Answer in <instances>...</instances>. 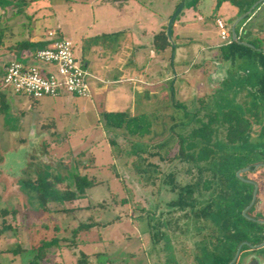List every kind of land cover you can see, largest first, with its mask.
<instances>
[{
    "label": "rangeland",
    "instance_id": "rangeland-1",
    "mask_svg": "<svg viewBox=\"0 0 264 264\" xmlns=\"http://www.w3.org/2000/svg\"><path fill=\"white\" fill-rule=\"evenodd\" d=\"M181 1L11 0L5 8H0V28L3 32L0 44V93L4 94L3 98L0 97V209H17L16 214L10 213L3 218L14 228L0 234V264H29L39 253L40 242L53 237L60 239L59 245L51 247L47 257L34 264H76L80 251L91 256L90 264H146L144 252L154 251L148 232V217L156 214L157 207H168L167 202L175 197V192L164 182V176L174 172L176 181L182 185L188 183L191 176L197 178V171L191 164L176 158L171 161L160 160L157 156L147 157L141 153L155 167L140 172L134 167L140 160L135 155L133 143H142L143 148L149 151H155V145L164 143L156 150L166 157H171L177 151L176 138L170 134L169 126L173 123L171 116L176 121L182 118V110L172 103L170 83L146 87L158 89L159 92L151 94L150 99L141 98L140 108L134 112L155 113L159 119L154 123L151 134L135 138L124 131L107 128L101 118L103 108L94 98L91 99L93 96L82 97L62 90L59 96L45 95L35 99L2 87V63L14 53L7 49L14 42L35 37V34L47 35L49 30L57 37L70 39L75 47L83 34L93 33L94 30L122 29L123 36L131 41L135 31H140L142 25H148L147 13L153 10L162 16L164 14L166 21L168 12L171 10L172 14ZM191 1L186 0L184 7ZM219 1L197 0L193 5L198 8L203 20L197 21L201 34L195 32L192 35L194 42L189 45L186 56L197 60V64L204 55L198 57V52L190 50L200 44L198 38L210 44L219 39L218 29L213 22L216 11H221ZM244 1L228 0L232 5L242 4L248 10L254 4ZM260 15H264L261 6L253 10L250 18L257 19ZM223 17L230 29L235 20L228 15ZM244 21L247 22V17L236 25V33L247 39L240 33V23ZM258 33L264 36V21ZM98 41L104 44L97 46L104 47L108 52L122 51L117 42L110 45L111 37H99ZM74 55L78 61L81 60L77 51H74ZM35 63L42 64L38 60ZM173 68L182 73L172 80L176 87L175 99L188 108L192 109V100L201 96L197 101L199 108L244 109L243 101L248 99L240 88L234 99L227 93L218 92L211 95L213 99H207L202 95L210 93L211 89L200 66H189L187 69L175 63ZM167 70L171 71L172 67L168 65ZM211 72L207 68V76ZM212 84L219 90L226 87L217 76ZM105 86L115 87L118 92L114 94L112 91L110 95L106 93L110 99L113 98L112 108H127V112H133L129 104L137 99L130 90L131 84L122 80L118 84ZM125 91L128 96H124ZM3 101L6 108L2 106ZM164 105L167 106L165 109ZM258 124H261L259 130ZM247 137L245 142L248 150L249 146H264V121L253 122L252 131ZM111 139L117 144L111 145ZM144 165L145 162L143 168ZM75 175H86L94 179L96 184L72 202H52L43 207L34 193L23 186L25 180L48 179L53 182V189H61L66 185L73 188ZM55 178L60 181H54ZM205 196L204 191L201 198ZM61 208L72 209L57 211ZM81 222H95V225L89 230L73 234ZM177 237L180 240L185 236L177 234ZM70 240L76 244L69 246ZM176 244V250L179 251L185 241ZM18 245L21 251L14 252Z\"/></svg>",
    "mask_w": 264,
    "mask_h": 264
},
{
    "label": "trees",
    "instance_id": "trees-1",
    "mask_svg": "<svg viewBox=\"0 0 264 264\" xmlns=\"http://www.w3.org/2000/svg\"><path fill=\"white\" fill-rule=\"evenodd\" d=\"M197 0L191 1L194 5ZM222 0L218 3L220 4ZM8 5L7 1L0 0V6L5 8ZM245 7L244 10H247ZM243 10V11H244ZM242 11V12H243ZM2 28H0V44L2 42ZM43 36V34H42ZM243 40V38L241 39ZM255 48L262 47L264 38L255 37L248 40ZM50 40L47 39H21L14 42L7 49L14 53H21L22 51H34L36 49L44 48L49 44ZM173 48V42H170L166 35V25L153 35L152 48L155 52H162L167 48ZM219 57L221 60L235 59L236 57H249L254 56L259 64L264 69V52L261 50H254L252 47L241 44L237 41H230L227 44H222L219 48ZM257 91L259 99L264 103V72L257 82ZM173 94V93H172ZM171 94V95H172ZM174 95V94H173ZM172 95V98H173ZM4 94L0 93L3 98ZM197 101H192L191 106L188 108L183 102L173 99V105L181 109L182 118L176 119L171 116L173 123L169 126L170 134L176 138L177 151L174 155L164 156L158 150L164 143L155 145V151L145 150L143 144L136 142L133 143L135 155L139 158V163L134 167L137 171H144L150 167H155L147 160L149 156H157L160 160L179 159L187 162L194 167L198 173L197 178L193 184H180L176 181L175 173L170 172L164 176V182L170 186V189L176 193V197L167 202L168 207H188L195 206L201 202L202 191L211 190V193L222 192L224 197H233L227 206L244 207L251 198V186L247 189V184L240 180L236 172L256 161L250 152H244L240 149L243 143L247 140L248 134L252 131L253 122L262 123L264 121V109L259 105H254L253 102L243 101L244 109L227 107L226 109L212 110L209 107L199 108ZM4 108L7 107L5 101L2 102ZM169 106V105H168ZM164 109L167 107L163 106ZM3 108V107H2ZM162 107H159L161 109ZM157 110V108H155ZM163 110V109H162ZM104 125L113 130H120L126 132L129 136L135 138H143L153 131V125L159 119V115L155 113H140L138 115H131L126 111H104L101 114ZM111 145H116L114 139L110 140ZM140 144V145H139ZM139 146V147H138ZM141 153H145L147 157H142ZM145 162L144 168L142 167ZM211 173L209 177L204 174ZM56 182L60 179L55 178ZM96 184L94 179L88 178L86 175H75L74 187L66 185L61 189H53V182L48 179L25 180L23 186L28 191L33 192L36 200L43 206L47 207L52 202H72L75 199L81 198L87 188ZM246 189L247 194H242L241 189ZM249 187V185H248ZM241 191V192H240ZM198 193L197 197L196 194ZM193 194L195 197H193ZM193 197V198H192ZM191 199L193 202L191 203ZM124 202H127L124 199ZM209 207H213L211 204ZM72 209V208H70ZM74 209V208H73ZM68 211L69 208L57 209V211ZM17 209H0V234L5 233L8 229H13L9 223L3 219L8 214H16ZM154 217L150 215L148 222L151 229L154 226L151 224ZM226 220H229L225 216ZM95 222H81L73 230V234L79 231L89 230ZM226 234H230L229 224L225 226ZM152 236L155 237L153 233ZM57 237L50 240H42L39 244V253L35 254L29 264L37 263L41 259H45L48 250L55 245H59ZM70 245H75L74 240H70ZM21 251L18 245L14 252ZM96 255L98 253H95ZM90 255L84 252L79 253L76 264H90Z\"/></svg>",
    "mask_w": 264,
    "mask_h": 264
},
{
    "label": "crops",
    "instance_id": "crops-1",
    "mask_svg": "<svg viewBox=\"0 0 264 264\" xmlns=\"http://www.w3.org/2000/svg\"><path fill=\"white\" fill-rule=\"evenodd\" d=\"M191 1V0H190ZM246 4L249 3L252 5L256 4L254 7L258 8L259 6L264 8V0H245ZM186 0H184V5L177 17L175 18L172 26V42L173 48H167L162 52H155L152 48V38L153 35L158 32L163 25H166L167 19L171 15V10L168 12L166 21L164 14H157L155 11L151 10L150 13H147L146 20L148 21V25H142L140 27V31H135L134 36L129 41L128 38L123 36L121 30H92L93 33H85L83 34L78 41L77 47H75L73 43V53L74 51L78 52L80 55V61L76 60L86 68L89 75L87 76V83L91 90V96L94 100H96L103 108L104 111H126L127 108H117L113 106V101L110 99L111 97L107 96L116 93L115 87L107 88L104 87V84H118L120 81H125L131 84V92L134 97L138 100L130 105V110L133 112H127L131 115H138L134 112L137 111V108H140V99L144 98L150 99L151 94H155L158 89H146V87H157L156 85H160L163 82H169L170 93L173 95V99H175L176 87L175 83L172 81L173 78L177 79L182 75L181 72L177 71L173 68L175 63L178 66L189 67V66H200L203 70V73L208 78V94L202 95L205 98H214L211 96L213 93H227V95H231V97L236 98L237 90H243L245 98L248 99L249 102H252V96L254 90L256 88L255 82V73L258 70L259 62L254 56L249 57H236L235 59L229 60H221L219 57L218 48L222 44L219 31H218V41L213 42L211 44L207 40L201 41L200 37L196 40L200 44L196 45V49H191V52H198L199 55H204L201 62L197 64V60H193L191 56H186V52L189 49V45L194 42V37L192 36L195 32L201 34V29L199 28V23L197 21L203 20L202 16L198 12V8H195L189 2V5L185 8ZM253 4V5H254ZM190 6L194 7L190 9ZM253 7V8H254ZM219 8L221 11H216L213 16V22L216 26L215 20L220 18L223 20L224 15H228L232 18V20H236L239 16H242L247 11L244 10V6L240 4L239 6L232 5L228 0H224L219 4ZM246 14L243 18L247 17V22L240 23V33L247 39H243L237 34L239 42H247L248 40H252L255 37H262V34H259L258 31L261 28V25L264 21V15H260L257 19L250 18L253 10ZM244 10V11H243ZM175 11V10H174ZM243 11V12H242ZM199 13V14H198ZM242 18V19H243ZM241 19V20H242ZM240 20V21H241ZM226 28V20H223ZM239 21V22H240ZM249 21V22H248ZM238 22V23H239ZM237 23V24H238ZM196 24V26L194 25ZM236 24V25H237ZM217 27V26H216ZM236 28V27H235ZM218 29V28H217ZM230 33V41L231 38L230 29L227 28ZM50 31V30H49ZM48 31V32H49ZM48 35V33H47ZM46 34H35V37H32L34 40L38 39H47L48 36ZM203 35V32H202ZM111 37V43L117 42L119 48L122 51H106L104 47H98L97 44H104L103 41L99 42V37ZM205 37V35H203ZM203 38V37H202ZM204 39V38H203ZM242 44V43H241ZM251 44V43H250ZM100 45V46H101ZM107 45V43H106ZM188 47V48H187ZM100 52H97V49H100ZM120 49V50H121ZM255 51L256 48H253ZM259 50L264 52V43L262 47H259ZM206 53V54H204ZM211 55V56H210ZM214 55V57H212ZM5 57V56H4ZM3 57V58H4ZM12 58H21V53H13L6 57V60L2 63V68L4 69L6 63ZM188 64V65H187ZM212 64V66H209ZM248 64V65H247ZM172 67V73L170 70H167V66ZM184 65V66H183ZM245 65L244 68L241 66ZM41 70L44 72H48L54 69L52 65H43L40 64ZM210 67V68H209ZM207 68L212 70L210 76L206 74ZM188 69V68H187ZM185 69V72L187 71ZM165 72L163 76L162 73ZM219 78L221 84L226 87H221V89H216V87L212 84L214 77ZM98 83H101L103 86H99ZM114 88V89H113ZM214 89V90H213ZM216 90V91H215ZM107 91V92H106ZM107 93V94H106ZM118 93V92H117ZM116 93V94H117ZM112 96V95H111ZM124 96H128V93L125 91ZM201 97V96H199ZM199 97L195 98L192 101L197 100ZM233 97V99H234ZM134 98V99H135ZM241 99V98H238ZM242 100V99H241ZM115 103V102H114ZM122 109V110H120Z\"/></svg>",
    "mask_w": 264,
    "mask_h": 264
},
{
    "label": "flooded vegetation",
    "instance_id": "flooded-vegetation-1",
    "mask_svg": "<svg viewBox=\"0 0 264 264\" xmlns=\"http://www.w3.org/2000/svg\"><path fill=\"white\" fill-rule=\"evenodd\" d=\"M5 1L8 5L11 2ZM263 72L264 69L259 64L255 73L256 87ZM252 97L253 104L264 109L257 88ZM260 125H257L258 130ZM247 148L246 142L240 147L242 151L250 152L256 161L239 169L238 171L248 167L239 175L237 171L236 175L247 184V189L251 186L250 201L244 207H230L227 204L233 197L226 198L222 192L211 193V190H204L206 196L195 206L157 207L156 214L152 215L153 229L148 222L154 251L144 252L146 264H264V146H249L250 150ZM206 174L205 177L211 175L209 172ZM195 180L191 176L188 182L192 188ZM241 191L240 197L247 194L245 187ZM197 195L198 193L196 197ZM210 204L213 207H209ZM227 224L230 234L225 231ZM153 233L155 237L152 236ZM177 234L185 237L178 240ZM182 240L186 246L182 245L178 251L176 243H181Z\"/></svg>",
    "mask_w": 264,
    "mask_h": 264
},
{
    "label": "built area",
    "instance_id": "built-area-1",
    "mask_svg": "<svg viewBox=\"0 0 264 264\" xmlns=\"http://www.w3.org/2000/svg\"><path fill=\"white\" fill-rule=\"evenodd\" d=\"M215 23L222 43L229 42L230 33L224 21L217 18ZM47 36L50 42L46 47L22 51L20 59L12 58L6 63L2 87L35 99L45 95L56 97L62 90L90 98L92 95L87 83L89 73L76 60L73 42L57 37L53 31H49ZM35 60L43 65H52L54 69L44 72Z\"/></svg>",
    "mask_w": 264,
    "mask_h": 264
},
{
    "label": "water",
    "instance_id": "water-1",
    "mask_svg": "<svg viewBox=\"0 0 264 264\" xmlns=\"http://www.w3.org/2000/svg\"><path fill=\"white\" fill-rule=\"evenodd\" d=\"M183 5H184V0L181 1V3L177 6V8L175 9V11L170 15L167 23H166V35H167V38L170 42H172V26H173V22L175 20V18L177 17V15L179 14V12L181 11V9L183 8ZM256 4H254L245 14H243L242 16H239L235 21L234 23L232 24L231 28H230V32H231V38L234 40V41H238V37H237V33H236V24L246 15L248 14L251 9L255 6ZM239 43H242L244 45H247L249 47H252V48H255L252 44L250 43H247V42H239ZM257 50H259V48H256ZM247 168H244L240 171L237 172V174L239 175V173L241 171H245L247 170Z\"/></svg>",
    "mask_w": 264,
    "mask_h": 264
}]
</instances>
